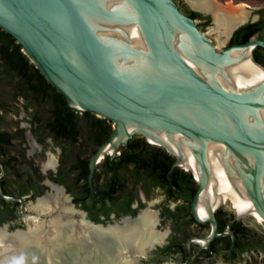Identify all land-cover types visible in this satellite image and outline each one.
<instances>
[{"label": "water", "instance_id": "water-1", "mask_svg": "<svg viewBox=\"0 0 264 264\" xmlns=\"http://www.w3.org/2000/svg\"><path fill=\"white\" fill-rule=\"evenodd\" d=\"M0 27L16 37L69 105L113 119L112 136L122 131L108 150L115 152L116 143L141 133L182 164L184 153L169 144L175 141L187 149L185 167L197 166L194 155L200 159V179L211 195L216 174L231 187L239 181L216 155L227 149L262 191L264 79H256L263 68L255 64L251 73L242 68L251 47L224 53L239 45L216 48L175 0H0ZM0 192L20 200L24 222L0 225L9 233L5 242L13 244L11 235L28 233L34 225L29 215L36 212L23 211L22 196H6L1 186ZM250 198L258 208V198L252 193ZM69 201L79 211L75 218L103 228L122 226L139 214L96 222ZM153 246L140 254L111 236L73 234L54 246L32 242L10 264H124L127 255L142 264Z\"/></svg>", "mask_w": 264, "mask_h": 264}, {"label": "flooded vegetation", "instance_id": "flooded-vegetation-1", "mask_svg": "<svg viewBox=\"0 0 264 264\" xmlns=\"http://www.w3.org/2000/svg\"><path fill=\"white\" fill-rule=\"evenodd\" d=\"M247 10V19L222 46L212 42L220 50L248 43L252 63L264 71V5ZM197 12V26L206 28L213 15ZM55 107L60 110L53 119ZM114 129L113 119L68 102L0 104L4 194L22 196L26 203L56 183L96 222L150 208L157 217L155 229L166 235L142 264H264V204L259 201L261 219L251 208L239 212L229 196H204L205 181L195 170L176 163L177 156L141 133L116 143L115 152L108 150ZM50 155L55 164L45 167ZM251 182L242 181L249 200ZM21 219L20 200L0 192V225L16 221L13 227Z\"/></svg>", "mask_w": 264, "mask_h": 264}, {"label": "bare ground", "instance_id": "bare-ground-1", "mask_svg": "<svg viewBox=\"0 0 264 264\" xmlns=\"http://www.w3.org/2000/svg\"><path fill=\"white\" fill-rule=\"evenodd\" d=\"M188 1L195 8L210 12L213 15L215 23L213 29L219 33L218 39L220 46L226 42L233 28L238 23L247 19L249 13L246 9H236V7L233 6H223L217 0ZM247 48H249L248 45L241 48H234L224 53L244 51ZM254 66L255 64L252 63L249 57L242 68L251 73ZM261 79H264L263 70L257 77L256 81ZM121 131L122 130H118L113 138L115 139ZM151 140L153 139L151 138ZM169 144L174 151L184 153V158L181 163L185 165L187 149L175 141H172ZM216 155L223 167L239 181L231 187L216 174L212 188H215L217 192L213 193L211 191L210 195L205 191V188L203 195L219 196L222 198L229 196L234 200L233 204H235L239 212L251 208L253 212L255 211L257 216L262 219L263 216L258 211V208L256 209L252 200L247 198V196H249L247 193L248 189H246L242 183L243 179L249 180L250 176L247 174L249 169L227 149L216 152ZM194 157L197 166L192 168L195 170L196 174L200 176V159L196 155H194ZM54 164L55 159L50 155L44 166L47 167ZM51 186L52 188L39 196L33 204V210H35L36 214L29 215L31 218L30 220L34 225L28 233L14 232L11 235L13 244H9L8 242H5V239L9 238V233H7L4 228L0 229V262L6 264H10V262L17 263L18 252L20 251V253H24L26 246L32 242L39 243L40 241H44L46 244H52L54 246L62 243L68 235L72 236L73 234L78 238H85V236L88 235H91L92 237H101L103 235L111 236L114 240L122 242V244H129L131 248L140 251V254H143L147 247H151L156 242L163 240L166 235L165 232L162 233L155 229L157 217L154 211L150 208L144 210L141 214L139 213L134 219L126 221L122 226L103 228L101 225L92 224L83 216L77 219L75 218V213L79 211L70 203L69 196L64 193L63 188L57 184H52ZM248 186L249 192L255 195L258 200L264 204V183L261 192L253 180ZM214 202H216V200ZM200 205L202 207V204ZM44 216L48 218H43ZM9 248L12 250L10 253H8ZM124 259V264H133V259L130 255L125 256ZM165 264L171 263L166 262Z\"/></svg>", "mask_w": 264, "mask_h": 264}, {"label": "trees", "instance_id": "trees-1", "mask_svg": "<svg viewBox=\"0 0 264 264\" xmlns=\"http://www.w3.org/2000/svg\"><path fill=\"white\" fill-rule=\"evenodd\" d=\"M175 1L189 16L195 18L199 15L197 11L188 8L183 0ZM32 102L66 104L67 100L30 60L16 37L0 27V104ZM58 110L60 109L52 108V118H56ZM166 155L174 158L172 155ZM128 213L133 211L129 210Z\"/></svg>", "mask_w": 264, "mask_h": 264}, {"label": "rangeland", "instance_id": "rangeland-1", "mask_svg": "<svg viewBox=\"0 0 264 264\" xmlns=\"http://www.w3.org/2000/svg\"><path fill=\"white\" fill-rule=\"evenodd\" d=\"M183 1L185 2V0H183ZM217 1L221 5L226 6V7L227 6H233V7H236V9H246V10L247 9H250L252 6L264 5V0H217ZM187 6H188V8H190L188 4H187ZM196 23L198 24V20H196ZM214 26H215L214 19L211 18V21L209 22V24H208V26L206 28H202L200 26H198V27L202 31H204L208 36H210L211 39H212V41L218 47H220V45H219V39H218L219 38V33L216 30L213 29ZM20 104H22V103H20ZM35 202H36V200L35 199H32V198H30L29 200H27L26 203H25V205H24L23 211L24 212H31L33 210L32 208H33V204ZM43 218H48V217H45L44 216ZM21 222H24V221L21 220ZM20 226H22V225H20ZM23 227H26V226L24 225Z\"/></svg>", "mask_w": 264, "mask_h": 264}]
</instances>
